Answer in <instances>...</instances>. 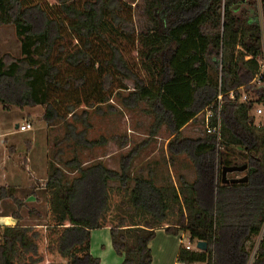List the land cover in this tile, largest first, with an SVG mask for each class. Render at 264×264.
I'll return each mask as SVG.
<instances>
[{"label": "trees", "instance_id": "1", "mask_svg": "<svg viewBox=\"0 0 264 264\" xmlns=\"http://www.w3.org/2000/svg\"><path fill=\"white\" fill-rule=\"evenodd\" d=\"M58 1L0 0V28H14L21 43V58H0V105L41 106L53 126L79 110L109 106L131 81L126 107L146 104L150 137L167 127L169 153L185 155L195 176L181 175L177 185H159L154 169L133 176L150 141L122 158L121 172L75 157L65 163L77 174L69 178L51 164L45 224L0 227V264H101L91 252L92 232L105 228L122 264H153L150 243L160 229L207 243V251L182 248L181 264H249L257 243L253 264H264V128L251 115L255 103L264 105V86L253 84L264 55V0H147L143 16L153 27L143 32L135 23L137 0ZM241 90L257 101L241 102ZM220 95V136L183 138V129ZM217 125L216 116L211 126ZM67 129L63 143H107ZM243 165L244 173L233 174L247 182L223 183L224 168ZM5 198L14 200L20 220L23 203L12 189H0ZM30 215L40 217L35 209Z\"/></svg>", "mask_w": 264, "mask_h": 264}, {"label": "rangeland", "instance_id": "2", "mask_svg": "<svg viewBox=\"0 0 264 264\" xmlns=\"http://www.w3.org/2000/svg\"><path fill=\"white\" fill-rule=\"evenodd\" d=\"M146 1L147 0H137L132 3L135 8V23L138 32H143L153 27L150 21L143 16ZM259 1L260 0H245L246 3L256 2L258 5ZM255 11L257 13H255ZM254 13V16L261 22L260 9L256 8ZM7 36L8 35L5 36L6 39L10 40ZM13 43L12 40L7 42L5 47L4 45L0 46V54L4 51L9 52V50L11 53L16 54L17 51ZM261 59L262 56L259 60L261 61ZM126 83L129 87V91L121 92L120 96L114 98L109 106L102 107L99 111L95 109L87 111L79 110L76 112V117L69 118L66 123L59 122L53 126L48 125L42 118L44 108L41 106L25 109L11 108L12 110L10 113L5 112L0 114V122H5L10 130V140L15 142L19 147V151H21L22 169L26 173V176H34L39 180L41 179L40 182L36 180V184L34 185V190L36 191L34 195L38 202L35 204H27L24 210L22 208V215L26 217V225L33 226L35 224L41 225L45 223L47 205L42 184L43 186L46 184V178L51 164H57L68 173L69 178H74L77 174H70L65 163L75 157L85 166L103 162L109 169L121 172L122 158L127 156L136 146L150 141L133 163L131 169V174L133 176L142 175L148 177L151 170L154 169L157 175H159V185H166L169 183L177 185L181 175L185 176L189 181H193L195 174L189 159L185 155L172 157L168 151V145L173 138L167 127H163L156 138H151L149 131L153 119L145 113V110L148 108L147 105L141 104L135 109L126 107L123 99L127 98L134 89L131 81H127ZM253 84L256 87L264 86L258 83ZM241 93V102L245 101V97H247L248 100L253 99L257 101L251 94L242 90ZM258 109H262L264 112V105L255 103L251 115L255 119V126L264 128V113L263 115H257ZM27 123L31 124L32 129L26 132L16 129L17 125L23 126ZM67 125L74 126L77 133L86 132L88 141L102 143L103 139H105L108 144L107 147L96 145L93 148H86L76 146L74 142L63 143L68 133ZM205 134H207V131L204 119L200 116L197 118L196 122L185 127L182 132V137L198 139L204 137ZM60 152L61 154H59ZM26 159L29 160L28 166L25 164ZM231 176L235 179L239 178L237 174H231ZM28 183L30 184V182ZM26 195L27 194H22V196H20L22 197V203L26 200L24 199ZM33 209L39 213L40 217L30 215V211ZM29 217L31 219H29ZM102 239L104 240V233H93V248L98 246L99 243L97 242L99 240L102 241ZM155 242L162 246H166L168 243V264H180L178 259H173L176 247L181 244L179 240H175L174 237L165 232L158 234ZM183 243L184 246L190 243L193 250H196L197 243H192L188 234H185ZM103 244L107 245L101 242L100 246ZM248 249L250 250L249 245ZM92 254L98 256L95 249ZM117 256L118 255L115 253L113 256H110L108 261L111 264H117L114 260L115 258H120Z\"/></svg>", "mask_w": 264, "mask_h": 264}, {"label": "crops", "instance_id": "3", "mask_svg": "<svg viewBox=\"0 0 264 264\" xmlns=\"http://www.w3.org/2000/svg\"><path fill=\"white\" fill-rule=\"evenodd\" d=\"M48 1L52 5L59 3L58 0H48ZM6 35H8L7 37L10 40L6 39L5 37ZM12 40L14 42L13 44L15 45V50L17 51V53L16 54L11 53L10 50L9 52L4 51V52H1L2 54H0V58L4 54H7V53H11L15 57L21 58V43L18 41L16 37L14 28H11V27L0 28V46L4 45L5 47L6 43ZM11 110L12 109H5L3 106L0 105V114L5 113V112L10 113ZM43 114H44V110H43ZM16 129H17V126H16ZM10 136L11 134H10V130L8 129V125H6L5 122H0V189L2 188L12 189L14 197L21 202H22V197L20 196H22V194H27L25 198L23 197L24 199H26L23 202V210H24L26 209L27 204H35L38 202L37 198L34 195V193L36 192L34 190V185L36 184L35 183L36 180L40 182L41 179L39 180L35 178L34 176L32 177L26 176V173L22 169L21 151H19V147L16 145V143L10 140L9 138ZM107 145H108L107 143L104 144V147H107ZM25 164L26 166L29 165L28 159L25 160ZM25 176L27 177V179ZM47 177H48V174H47ZM46 181H47V178H46ZM28 182H30V184ZM45 185L43 186L42 184V187H44L43 191L45 190ZM43 194L45 195V202H46L45 192ZM17 211H18V207L15 204L13 199H10V198L0 199V227H16L17 225L30 227L25 224L26 217L22 215V208L20 210V216H21L20 220H17L16 218H14L13 215ZM29 219L31 218L29 217ZM36 221H37V218H36ZM41 225L35 224L33 226H41ZM95 232L96 233L98 232L99 234L104 233V240L103 239L102 241L99 240L97 242L99 243L98 246L94 248L92 246L91 252H93L95 249V251L98 254V256H95V257L101 260V264H111L108 261V259L110 258V256H113L115 253L112 247V243L110 242L111 241L110 229L105 228V229L93 231L92 236H93V233ZM161 233H165V230L164 229L157 230L155 239L150 243V248L153 254V264H168V260H169L168 243L166 246H162L161 244L159 245L158 243L155 242L158 234H161ZM172 237H174L175 240H179L177 236H172ZM101 242L102 243L104 242L107 245L103 244L100 246ZM181 249H182L181 244L176 247L175 256L173 259L175 258L178 259ZM166 254H167V257H166ZM120 258L114 259L117 264H122L123 259L122 258L120 259Z\"/></svg>", "mask_w": 264, "mask_h": 264}, {"label": "built area", "instance_id": "4", "mask_svg": "<svg viewBox=\"0 0 264 264\" xmlns=\"http://www.w3.org/2000/svg\"><path fill=\"white\" fill-rule=\"evenodd\" d=\"M259 62H260L259 63L260 72H259L258 76L255 78L253 83H258L260 85H264V55H262V59H261V61L259 60ZM246 101H248L247 97H245L244 102H246ZM215 106L217 109H215ZM221 109H222V96L220 95L211 107L205 109L197 117V118H199L200 116H202V118L204 119V124H205V128H206L207 133L217 134L218 137L220 136V112H221ZM263 113L264 112L262 109H258L257 115H263ZM216 116H217V120H218V125L214 127V126H211V122L213 119L216 118ZM19 128L22 132H25V131L32 129V126H31V124L27 123L26 125L20 126ZM185 234H186L185 232H181L177 236L180 243H181V246L186 251H193V248H192L190 243H188L186 246H184L183 240L185 239ZM258 245H259V243L256 244L254 250L252 251L251 260H250L249 264H253V262H254L256 252L258 249ZM196 251L201 252V250H198L197 246H196Z\"/></svg>", "mask_w": 264, "mask_h": 264}, {"label": "water", "instance_id": "5", "mask_svg": "<svg viewBox=\"0 0 264 264\" xmlns=\"http://www.w3.org/2000/svg\"><path fill=\"white\" fill-rule=\"evenodd\" d=\"M19 128V125H17V129ZM248 169V165H243V166H238V167H228V168H224L222 175H223V183L224 184H236V183H244L247 182L248 178L242 177V178H236V179H228L227 176L228 174H233V173H244L246 170ZM197 248L198 250L201 251H207L208 249V245L206 242H198L197 243Z\"/></svg>", "mask_w": 264, "mask_h": 264}]
</instances>
